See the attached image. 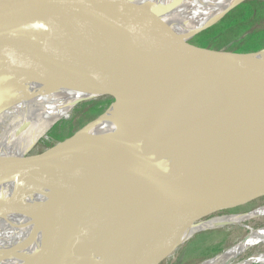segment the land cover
<instances>
[{
  "label": "bare ground",
  "instance_id": "6f19581e",
  "mask_svg": "<svg viewBox=\"0 0 264 264\" xmlns=\"http://www.w3.org/2000/svg\"><path fill=\"white\" fill-rule=\"evenodd\" d=\"M9 1L30 0H0V3ZM83 2L99 6L102 11L75 10L81 14L87 29L95 65L51 43L48 32H64L63 21L32 25L0 44V58L4 56L26 70L25 76L18 77L0 59V264H59L94 232L90 233L89 227L92 229L95 212H103V204L114 200L107 190L127 176L132 190L128 195L129 223L112 237L126 233L130 226H135L139 233L167 232L169 223L174 221L171 233L178 232L194 210V192L202 179L217 172L194 177L188 183L180 178L178 162L183 159L182 140L191 139L192 135L198 137L205 131L209 135L218 133L213 110L217 109L221 118H228L224 102L185 95L167 101L168 88L110 69L106 63L122 54L123 49L112 33L87 15L124 20L131 14L136 16L131 19L137 21L124 22L158 31L170 39L213 22L246 0H108L101 5L91 0ZM153 10L164 22L146 18ZM142 18L146 22L138 23ZM58 38L63 42L65 35ZM235 60L264 65V50ZM125 89L132 90L126 102L142 99L151 105L137 111L124 103L117 105L101 125H94L42 159L24 160L34 144L29 142L46 137L74 106ZM204 103L210 104L211 113L203 111ZM209 120L211 125L207 124ZM200 142V152L206 151L196 164L198 168L208 166L205 171L216 160L218 149L213 147L211 155L207 146H202L207 140L203 138ZM188 155L190 161L192 154ZM175 165L176 182L168 191L163 214H149L148 206L140 215L138 185L151 181L158 190L165 181V173ZM225 189L264 193V173L241 179ZM223 190L214 198L222 196ZM261 219H264V206L225 218L198 217L185 240L171 243L149 264H160L165 258L173 260V252L204 231L243 226L245 222ZM248 230L242 240L201 264H264V225ZM256 246L259 248L249 254ZM136 259V254L114 252L96 258L93 264H132Z\"/></svg>",
  "mask_w": 264,
  "mask_h": 264
},
{
  "label": "water",
  "instance_id": "95a60500",
  "mask_svg": "<svg viewBox=\"0 0 264 264\" xmlns=\"http://www.w3.org/2000/svg\"><path fill=\"white\" fill-rule=\"evenodd\" d=\"M91 1L101 5L108 0ZM98 7L86 4L83 0L2 2L0 3V44L9 41L16 33L32 25L63 21V25H66L64 32L60 33L59 30L48 32V38L53 40L51 43L95 65L87 29L81 19V14L75 10L102 12ZM87 16L112 33L123 49L122 54L106 63L110 69L154 86L168 88L181 95L222 100L228 114V118H221L218 110L214 109L218 133L209 135V131H205L198 137L192 135L191 139L187 137L188 134L187 138L180 142L183 144L180 149L183 152L181 155L183 159L178 162L180 178L189 183L194 177L197 179L210 171L217 170V172L202 179V184L194 192V210L178 232L139 233L135 226H130L126 233L112 237L120 228L129 223L128 195L132 193V190L129 188L127 176L122 178L119 184H115L111 190H107L108 196L113 195L114 200L103 204V212L98 210L95 212L92 224L89 223L92 225V229L89 227L90 233L94 232L59 263L93 264L98 257L104 258L114 252H124L137 255V259L132 264H149L171 243L185 240L196 218L210 220L235 216L242 211L231 212L228 207L243 208L246 204L264 198L263 194L242 193L214 200L221 190L232 183L264 173V65L235 60L262 49L245 54H232L233 57H227L225 56L227 52L202 50L194 47L190 42L187 44L190 50H186L158 31L124 22L125 20L137 21L131 19V17L136 18L131 14L128 18H123L124 20ZM148 16L153 22H164V19L154 13V10L149 11L146 18ZM144 20L147 19L142 18V21L138 23H145ZM60 34L65 35L63 42L58 38ZM0 59L12 68L16 76L26 75L24 68L12 64L4 56ZM209 106L210 104H202L203 111L211 113L212 109ZM210 122L209 120L207 124L211 125ZM203 138L207 142H202V146H207L211 155H213V147L218 149V154H215L217 161H212L211 167L205 171L203 170L208 166L198 168L196 164L198 158L206 151L200 152L201 144L199 143ZM66 140L57 144H62ZM221 148H223L222 151ZM194 149L196 155L193 157ZM189 153L192 154L190 161ZM176 165L165 173V181L161 182L158 190L151 181L141 182L138 185L140 187L138 207L142 209V212H138L140 215L144 214L148 206L151 208L149 214L154 216L163 214L168 191L176 182ZM159 175L160 173L158 177ZM148 201L151 203L149 204ZM200 234L195 235L180 249L173 252L171 258L174 259ZM166 260L167 258L160 264L172 261V259Z\"/></svg>",
  "mask_w": 264,
  "mask_h": 264
},
{
  "label": "rangeland",
  "instance_id": "374dc122",
  "mask_svg": "<svg viewBox=\"0 0 264 264\" xmlns=\"http://www.w3.org/2000/svg\"><path fill=\"white\" fill-rule=\"evenodd\" d=\"M176 35L170 40L183 49L190 50L187 44L191 42V45L202 50L227 52L225 54L227 57H233L232 54H245L259 49L264 50V0H246L226 15L204 26L196 27L185 36ZM131 92V89H125L110 96H107L109 94L100 95L77 104L62 120L53 126L46 137L36 138L29 142L30 145L34 144L24 156V160L38 159L50 154L61 145L68 144L71 140L85 134L94 125H101L106 120L108 112L117 105H123L124 103L126 107L134 111L151 105L148 101L142 99L126 102L125 98H130ZM180 95L170 90L167 93V101ZM63 140L66 141L57 144ZM228 189L223 190L222 196L218 198V195L214 200L242 194ZM226 190L230 192L228 193ZM227 193L228 195H225ZM257 194L264 195V193ZM225 206L227 207V205ZM262 206H264V198L246 204L243 208L239 206L228 208L231 212L242 211L241 214H246ZM263 225L264 219L253 220L245 222L243 226L232 225L228 228L202 233L184 247L172 261L164 264H201L242 240L250 232L248 227L253 229ZM258 248L259 246L254 247L249 251V254L254 253Z\"/></svg>",
  "mask_w": 264,
  "mask_h": 264
},
{
  "label": "trees",
  "instance_id": "16d2710c",
  "mask_svg": "<svg viewBox=\"0 0 264 264\" xmlns=\"http://www.w3.org/2000/svg\"><path fill=\"white\" fill-rule=\"evenodd\" d=\"M239 6V5H238ZM236 8V7H235ZM232 11V10H231ZM183 36H185V35H183ZM182 36V37H183ZM257 49V48H256ZM113 100V99H112ZM108 101H111V100H108ZM181 217H184V216H181ZM175 223V221L174 222H171V223H169V227H170V229L169 230H167V232H170L171 233V227H172V225Z\"/></svg>",
  "mask_w": 264,
  "mask_h": 264
}]
</instances>
